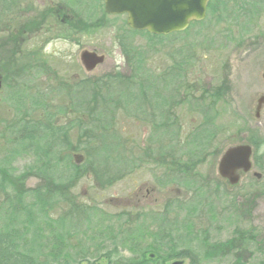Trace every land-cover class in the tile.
Listing matches in <instances>:
<instances>
[{
    "label": "rangeland",
    "instance_id": "obj_1",
    "mask_svg": "<svg viewBox=\"0 0 264 264\" xmlns=\"http://www.w3.org/2000/svg\"><path fill=\"white\" fill-rule=\"evenodd\" d=\"M251 1L245 0V3ZM66 2L68 6H64L80 10L88 29L89 23H92L89 34L86 26H83V32L77 31V34L69 29L46 34L43 31L40 36L49 37L44 42L35 35V38L24 39L25 34L12 30L19 31L18 26L32 29L30 27L35 26L39 18L43 19V28L52 27L54 23L60 27L58 20L48 24L55 19L50 13L58 6L57 1L47 0L42 6L37 0H0V58L7 59V63L9 61L8 68L13 70L11 73L24 69V75H36L34 80L19 78L14 88L7 82L0 93V230L19 229V249L52 263L55 260L47 249L48 241L43 243L47 237L62 233L65 241L63 255L73 264H106L117 259L134 264L149 258L154 260L155 255L148 254L146 249L134 251L130 248L128 239L137 234L136 227L145 229L144 239H138L139 247L150 246L153 235H158L157 240L165 254L167 252L163 248L166 247L178 250L188 248L197 255L200 264H230L229 255L226 259L217 260L212 257L215 254H207L205 243L209 242L202 239L206 238L212 245L222 243L236 230H241L252 234L263 250L257 258L250 260V264H264V167L261 170L252 167L237 185L229 186L217 174L219 151L216 153L215 146L213 152L211 147V155L202 159L196 169L206 183L203 182L202 187L200 182L199 186L197 182L187 185L181 182L178 185L168 180L161 167H151L146 162L139 165L137 159L141 153L137 151L130 156L134 160L125 153L121 164L109 162L104 179L110 177L113 180L100 185L87 169L79 172L65 162L68 146L75 148L71 151V161L82 160L79 154H82L81 146L85 142L84 132L91 128L90 116L94 118L95 112L92 111L96 108L92 105L88 114L89 90L100 87L101 78L107 73L116 70L122 74L127 72L123 45L140 47L146 58L143 60L149 63L146 68L153 70H163L172 63H178L184 56L187 60L186 56L190 55V68L187 67L190 71L185 81L197 83L198 87H208L224 79L223 84H229L230 101H233L234 95L238 97L237 100L235 98L236 103L233 101L234 104H230L227 113L238 106L242 112L236 113L247 114L249 98L253 95L252 86L257 80H264V35L254 47L237 43L245 42L252 36V30L241 34L242 29L246 31L250 27L248 16L251 13L248 9L239 13L229 0L226 5L228 13L225 11L217 16L219 11L214 10L212 16L208 13L202 22L189 25L185 29L186 34L177 36L174 42L149 47L145 35L128 30L125 15L106 14L101 1L91 0L90 6L89 0L83 3L81 0ZM253 4L256 7L254 5L251 10L264 12V0H253ZM233 7L235 10L229 12ZM59 11L65 15L64 8ZM8 21L12 22L9 40V33L4 29ZM247 34L250 35L247 37ZM82 50L103 54L104 62L90 72L85 71L79 60ZM34 59H46L47 63L30 72L35 66L30 64ZM40 74L54 75L60 83V92L45 91L56 82L41 78ZM21 84L23 88H19ZM140 93L146 94L144 91ZM36 102H45V105ZM147 104L154 118L170 114L164 108L166 105L156 106L153 98H149ZM175 111L179 114V123L183 125L181 136L184 137L201 120L200 113L191 116L187 109ZM55 112L56 118L53 117ZM42 113L49 122L39 130L36 121ZM234 113L228 114L229 117ZM135 118L131 110H119L113 120H109L112 124L108 130L119 132V136L124 138L123 143L135 145L136 150L142 145V135L148 131L144 129V123ZM17 119L12 129L5 128ZM20 119L31 124L27 129L31 134L28 140L18 135L23 131L27 133ZM192 119H195L192 121L194 124ZM198 138L203 140L202 135ZM24 140L26 143L31 141L32 145H26ZM54 140L57 142V156L37 166V159L45 158L46 143ZM228 144L222 141V149ZM160 145L165 147L168 141L162 139ZM126 158L130 160L127 162ZM29 167H32L31 170L24 173ZM45 168L50 171L49 177L57 180L59 188L67 186L64 193L72 198L73 208L67 206L68 201L53 202L51 206L55 186L41 177L47 174L43 173ZM136 219L138 221L134 222ZM163 264H189V261L177 258L166 260Z\"/></svg>",
    "mask_w": 264,
    "mask_h": 264
},
{
    "label": "trees",
    "instance_id": "obj_2",
    "mask_svg": "<svg viewBox=\"0 0 264 264\" xmlns=\"http://www.w3.org/2000/svg\"><path fill=\"white\" fill-rule=\"evenodd\" d=\"M81 1V3L85 2V0ZM228 1L229 0H212L208 6V13L211 16L214 10L219 11L217 16H220L221 13L225 11L228 13V9H226ZM230 2L234 3L233 6H236L237 11H240L239 13H245L247 11L246 9H248L249 13L252 14L257 11L250 9L254 8L255 4H253V0L251 3H245V0H230ZM61 3L62 5L65 4L68 6L66 0H61ZM88 5H91V0H89ZM234 7L232 10H229V12H233V10H235ZM76 12V30L83 32V26H86V31H90L92 23H89L88 29V24L83 23L81 18L83 15L80 10L76 9ZM252 14L248 16V21L251 19ZM86 16L89 17L88 14ZM191 24H196V22ZM71 26L73 27L74 23ZM128 30L133 33L145 35L148 38L149 42L146 41V43L149 47L161 45L163 43H172L177 36H184V34H186V31H183L164 36L152 35L145 31ZM89 31L87 34H89ZM245 32V30H241V34H244ZM237 43L240 44V42ZM119 44L120 46L122 45L121 43ZM122 52L124 54L125 68L127 72L122 74L116 70L114 72L107 73L101 78V88L98 86L99 89L96 88L95 90H89V96L91 99L87 101V105L89 106L88 114L90 115L92 105L96 108L92 111L95 112L94 118L90 116L92 126L84 132L85 142L81 146L82 154H79V159L82 158V160L79 161L80 163L77 162V160L71 161V151L75 148L73 146H68L67 149L69 151L66 152L65 162L68 163V167L74 168L75 170L78 169L79 172H83L87 169L86 171L90 172L93 175V179L100 185L104 183L109 184L113 179L110 177L104 179L109 162L116 165L121 164L124 160L125 153L130 157L135 152L140 151L141 154L138 153L140 157L137 159L139 165L146 162V164L151 165V167H161L168 180L173 181L178 185H180L181 182L184 185H187L190 182H197L199 186L200 182L202 187V183H206V180L204 177H202V179L199 177L196 169L202 162V154L204 156L205 151H207L206 149L209 148V146H206L209 140L205 143L204 138L202 140L198 138V136L202 135L203 137V133L209 132L213 123L206 122H213L214 112L213 110L201 111V106L214 105L218 92L226 89V84H223L222 80L215 85L198 87L197 83L193 84L190 81H185V78H187L190 71L188 70L190 68L191 61L190 55L186 56L187 60H185L184 56L178 63H172L163 70H153L150 67L148 69L146 68V65L149 63L143 60L146 58L140 47H134L131 44L123 45ZM140 91H144L146 94L140 93ZM178 91H180V96L181 92L186 91L184 99L188 98V111L191 112V116L194 115L193 113L199 112L201 117L198 124L193 126L191 132L187 133L184 137L181 136V130L183 134V125L179 123V114H176V112L168 115H160V117L157 118H154L152 113L149 111H147L148 113L143 112L145 111V106H149L147 104L149 98L154 99L156 106H169L171 103L170 100L173 99L171 96H173L174 99L172 104H177L175 99L177 98ZM209 91H215L216 95H210ZM180 101V104H182L184 101L183 96H181ZM36 104L45 105V102H36ZM119 110H131L132 117H136V120H142L138 117L139 115L148 116V133L145 135L142 145L137 146L136 150L135 145H127L123 143L122 140H124V138L119 136V132L113 130L110 132L108 130L112 124L110 121L113 120L115 113ZM149 117H151V119H149ZM194 120L195 119H192L191 122ZM20 122L23 123L25 129L28 122L26 121V123L23 119H20ZM192 123L194 124V122ZM203 123L207 124L206 128L203 127ZM29 128H26L25 130ZM30 137L31 134H27L24 138H26L25 140H28L27 138ZM162 139H166L168 141L167 146L163 147L160 145V141ZM25 140L24 143L26 145H32L31 141H27L26 143ZM46 146L47 149L45 158L43 160L38 158L36 162L37 166L39 163L46 164L50 159L55 158L58 154L56 140L46 143ZM130 159L134 160L132 157H130ZM130 159L126 158V161L128 162ZM57 162L58 161H55V163ZM133 162L136 163V161ZM78 163L80 165L76 166ZM82 164H84V166H81ZM31 168L32 167H29L28 170L24 171V173L31 170ZM49 172L48 168H45L43 173L47 174L41 175V177L43 179L50 180L55 186V195H51V206H53V202H55L54 204H57L60 201H68L67 206L73 208L72 198L66 197L64 193L67 186L65 187L62 185L59 188L57 180L51 176L53 177L52 181L51 177H49ZM60 189L63 191L60 192ZM137 221L138 220L136 219L134 222ZM135 230L137 234H134L132 239H128L131 243L130 248L134 251L146 249L147 252H149L148 254H154L155 258L154 260L149 258L147 261H142V263L135 262L134 264H163L166 260L177 258H187L189 264H200L197 255H195L194 252L188 248L178 250L176 248L166 247L163 248L167 252V254H165V252L161 250L162 245H160V241L157 240L158 235H153L154 238H152L150 246L139 247L140 243L138 239H144L145 229H143V227H136ZM148 235L151 237V234ZM166 236H168V234H166ZM250 236H252V234H249L246 231L236 230L234 235L222 243L217 242L212 245V243L206 238L202 240L209 242V244L205 243V247L207 248V254H215L212 256L213 259H226L227 255H229L230 264H250V260L253 261L257 258L258 254L263 252L260 247L261 243L256 242L254 236H252V238H250ZM20 237L21 232L19 229L10 228L0 230V264H73L66 256L63 255V242L65 241L62 233H55L52 237H47L46 242L43 243L47 244L48 241L47 249L51 258L55 260V263L46 259H37L32 253L20 250L18 247V240ZM208 259L212 258L209 257ZM106 264L128 263L124 260L117 259L114 261H108Z\"/></svg>",
    "mask_w": 264,
    "mask_h": 264
},
{
    "label": "flooded vegetation",
    "instance_id": "obj_3",
    "mask_svg": "<svg viewBox=\"0 0 264 264\" xmlns=\"http://www.w3.org/2000/svg\"><path fill=\"white\" fill-rule=\"evenodd\" d=\"M37 1L39 2V5L42 4V6H43L45 4L44 1H47V0H37ZM54 1L58 2L57 3L58 6L55 7V10H53V12H51L50 14L53 13L55 16L54 17L55 19L50 20L48 22V24L54 23L56 20H58L60 27L55 26V23H54L52 25V27L43 28V19L39 18L36 25L33 27H30L32 29H26L24 27L18 26L19 31L16 29H13L12 31L21 32L22 34H25L24 39H26V38L30 39L32 36H33L32 38H35V36H38L37 38L44 41V42L49 37L40 36V34H42L43 31H45V34H46V33H50V31H53V32L57 31L58 32L61 29H64V30L69 29L72 33L77 34V30L75 27V25H76L75 20L77 17L76 8H71V7L68 8L67 6L61 5V0H54ZM62 8H64V10H65V15H61V13H59L60 12L59 10H61ZM263 13L264 12H259V11H255L253 14L251 13L252 14L251 19H249V21H248L249 22L248 25L250 27L248 28V30H246V32L250 33L249 31L252 30L253 32L250 33V34H252V36L250 39H247L245 42L244 41L241 42L240 46L243 44L244 45L246 44L249 47H254L255 45L260 43V41L262 40L261 37H262V35H264V29H261V27L264 26L262 24V22H264V14ZM11 21H8L6 24V28H4L7 30V33H9L8 37H7L8 40L10 37V31L9 30H11V27H12ZM73 23H74V26L72 27L71 25ZM30 32H32V33H30ZM250 34H247V37ZM244 36L245 35H243V38H244ZM18 40H19V38H17V41ZM33 45H36V44H33ZM37 61H38L37 59H34L30 62V64L35 65V66H33V69H30V72L34 71L37 67L45 66V63H47L46 59H43L42 61L40 59L38 62ZM8 64L10 65L9 61L7 63V59L5 60V58H0V93L3 92V90L5 88L4 86L7 84V82H10L12 84V88H14V84H15V86H16V83L18 84L19 78L26 77L28 79L31 78L34 80V77L36 75H34L33 73H26L27 75H24V69H22L18 73H11L13 70H9ZM38 70H39V68H38ZM40 75H42L41 78H44V79L48 78V79L56 82V84L54 86L48 87V90H45V91H47L49 93H53V91H54V93L60 92V90H59L60 89V83L58 82V80L55 79L54 75H49V74H40ZM262 78L264 79V72L262 73ZM44 86L45 85H43V87ZM226 86H227L226 89L218 92V96L214 102V105H202L201 106V111L213 110V112H214L213 122H206V123H213L212 127L209 129L208 133H203L204 140L206 142L209 140V142H208L209 148L207 147L208 149H206L207 151H205L204 156L202 154V157L204 159L205 157L211 155V147H212V152H213L215 146H217L216 153L219 151L218 155H217V161H216V170H217V166H218V163L221 159V156L227 148L232 147V146H238V145L248 146L250 148V156H249L250 168L245 173H243L241 170L237 171V173L240 175V177H242L243 175H246L248 172H250L252 167L257 168L258 170H261L264 167V162H263V159H264V80H257L255 85L252 86L254 88L251 90L253 92V95L249 98V109H248L247 114H245V115H242L241 113H236V112H242V110L238 106H237V108H235L236 110H232L229 113H227L228 109L230 108V104L232 105V103L233 104H234V102L236 103V100L238 97L236 95H234L236 100L233 97L234 102L230 101V99H232V98L230 96L229 84L227 82H226ZM19 88H23L22 84L19 86ZM178 93H180V91L177 92V98L175 99V101H177V104H172L174 97L171 96L173 99L170 100L171 101L170 105L168 107H166V106L164 107L165 109H167V111L170 114H172L173 112H176L175 110H181V109H187L188 110V98L184 99L186 91L181 92V96H183V100H184L182 104H180L181 103V101H180L181 96L179 98ZM209 94L210 95H216L215 91H209ZM239 96H241V95H239ZM44 100H45V98H44ZM145 107H146L144 109L145 111L142 110L143 112H145V113H148L147 111L151 112L150 108L148 106H145ZM231 113H234V114H233V116L229 117L228 114H231ZM176 114H178V112H176ZM251 114H252V116H251ZM53 117L54 118L57 117L56 112L53 114ZM138 117L142 119L140 121L143 122L144 125L146 126V127H144V129L147 132V127H149V126H147L148 125V116L140 117V115H139ZM149 119H151V117H149ZM17 121H18V119L15 122H13V124L11 123L10 125H7L5 128L12 129L14 127V124ZM48 122L49 121H47L44 118V114L42 113V116L36 121V123L38 125V129L42 130L43 128H45V126ZM55 122H56V120H55ZM206 123H203L204 128L207 127ZM18 124H16V125H18ZM30 125L31 124L27 123L26 128H29ZM23 128H24V126H23ZM27 134H28V130H27L26 134H24V131H23L22 133H19L18 135L24 138ZM145 135H142V140L145 138ZM222 141L229 143L223 149H222ZM146 192H149V190H146ZM144 199H145V197L143 196L142 200H144Z\"/></svg>",
    "mask_w": 264,
    "mask_h": 264
},
{
    "label": "water",
    "instance_id": "obj_4",
    "mask_svg": "<svg viewBox=\"0 0 264 264\" xmlns=\"http://www.w3.org/2000/svg\"><path fill=\"white\" fill-rule=\"evenodd\" d=\"M105 13L125 15L126 25L136 31L153 35H168L184 31L191 22L205 17L209 0H101ZM81 65L92 71L104 62V55L93 50H82ZM250 148L245 145L232 146L225 150L217 166L218 175L229 185L240 180L237 171L243 173L250 168Z\"/></svg>",
    "mask_w": 264,
    "mask_h": 264
}]
</instances>
